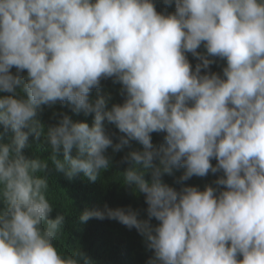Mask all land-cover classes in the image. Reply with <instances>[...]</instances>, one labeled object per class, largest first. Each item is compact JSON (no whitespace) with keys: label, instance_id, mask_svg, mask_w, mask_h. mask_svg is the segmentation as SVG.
<instances>
[{"label":"clouds","instance_id":"1","mask_svg":"<svg viewBox=\"0 0 264 264\" xmlns=\"http://www.w3.org/2000/svg\"><path fill=\"white\" fill-rule=\"evenodd\" d=\"M163 3L158 12L154 0H0V135L11 133L0 142V264H93L54 243L64 216L50 218L48 162L25 155L30 135L68 180L95 182L108 149L142 146L120 174L147 218L105 204L80 221L134 228L152 252L146 264H264V0ZM217 59L222 74L210 71ZM107 79L123 97L110 108L111 94H99ZM58 103L91 126L54 112L46 128L38 112ZM153 133L164 134L159 147ZM180 169L181 184L222 175L216 187L177 190L163 178Z\"/></svg>","mask_w":264,"mask_h":264},{"label":"trees","instance_id":"2","mask_svg":"<svg viewBox=\"0 0 264 264\" xmlns=\"http://www.w3.org/2000/svg\"><path fill=\"white\" fill-rule=\"evenodd\" d=\"M158 12L165 11L163 0H154ZM168 13L175 11L172 5L166 9ZM203 52L204 49H198ZM188 59L193 67L198 62L191 54ZM225 62L219 59L210 66L211 72L222 74V68ZM15 72V69L12 70ZM26 75V73H24ZM121 85L113 83L111 79L102 80L100 95L111 94L112 99L109 101L110 108L113 103H123V97L119 94ZM6 95V94H0ZM97 97V90L91 93L94 100ZM54 112H64L68 114L74 122L85 121L91 126L93 122L92 116H84L83 113L75 114L71 110L70 105H60L59 103L49 108L45 107L42 112H38V119L45 125H55L58 118L53 117ZM109 132H115L120 135L118 130L112 125H107ZM3 132L0 127V133ZM11 133L0 135V142H8ZM163 133H153V144L159 147L164 143ZM115 142V141H114ZM30 147L25 149V155L29 158L37 157L48 162V168L44 175L49 181V199L53 205L52 219L57 215L64 216V224L59 238L54 241L57 248L62 250V254H69L72 250L80 248L93 261V264H146L147 260L152 256V252L145 247L143 238L133 228L129 230L114 220L90 219L83 223L80 221V215L85 210H94L103 208L107 204L111 208L128 207L141 210V219L147 218L143 211L147 206L144 203L143 195H136L121 181V174L127 167V164L121 163L122 157L129 151L141 150L142 146L136 142H132L131 148H125L123 151L113 153L108 149L107 155L111 157V166L107 171L101 173V176L91 182L81 173L68 180L66 176L57 171L55 166L49 159L51 148L41 137L39 140L33 136H29ZM59 158L63 159V153L59 154ZM215 165L216 161H212ZM183 169L174 171L173 176H165L163 179L170 186L179 190L183 186H196L203 190L205 185L216 187L214 181L222 175V173L211 174L206 177H192L188 181L177 183V179L182 175ZM150 179V176H146ZM153 224L157 222L153 219Z\"/></svg>","mask_w":264,"mask_h":264}]
</instances>
